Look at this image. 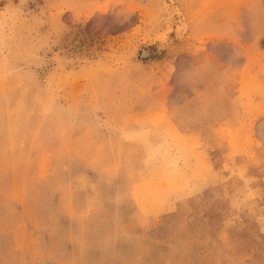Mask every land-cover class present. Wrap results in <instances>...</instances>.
<instances>
[{"label":"rangeland","instance_id":"1","mask_svg":"<svg viewBox=\"0 0 264 264\" xmlns=\"http://www.w3.org/2000/svg\"><path fill=\"white\" fill-rule=\"evenodd\" d=\"M0 264H264V0H0Z\"/></svg>","mask_w":264,"mask_h":264}]
</instances>
